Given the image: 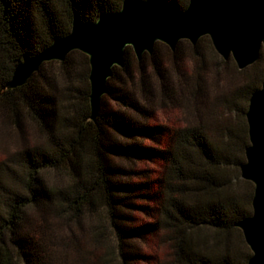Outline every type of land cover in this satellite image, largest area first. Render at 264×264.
<instances>
[{
	"label": "trees",
	"instance_id": "16d2710c",
	"mask_svg": "<svg viewBox=\"0 0 264 264\" xmlns=\"http://www.w3.org/2000/svg\"><path fill=\"white\" fill-rule=\"evenodd\" d=\"M162 1L177 11L189 5L188 0ZM123 2L0 0V109L16 117L25 111L46 139L45 145L23 151L18 169H0V264H70L72 256L82 264H135L144 256L133 243L150 236L165 238L169 264H248L252 251L240 261L229 238L235 233L244 241L237 224L252 216L253 193L243 197L236 192L228 168L238 140L245 151L250 146L249 126L240 135L223 131L214 140L200 123L169 127L150 122L148 105L158 85L164 97L179 104L172 71L183 87L180 47L187 40L174 51L159 42L141 61L127 47L125 65L113 69L96 121L91 120L89 57L80 51L64 62L45 63L23 87H7L25 57L70 34L75 15L95 23L103 14L120 11ZM262 60L264 51L256 63ZM53 65L58 72L47 75ZM248 86L242 97L249 102L262 85ZM120 160L157 162L162 171L154 183H130L134 171ZM49 171H65L68 181L49 183ZM139 200L154 203V209ZM138 211L152 221L138 223ZM96 217L112 232L117 258L114 251L100 252L102 227L94 223ZM86 221H91L92 249L73 230ZM65 227L70 234L63 237L59 232Z\"/></svg>",
	"mask_w": 264,
	"mask_h": 264
},
{
	"label": "water",
	"instance_id": "95a60500",
	"mask_svg": "<svg viewBox=\"0 0 264 264\" xmlns=\"http://www.w3.org/2000/svg\"><path fill=\"white\" fill-rule=\"evenodd\" d=\"M206 36L217 53L225 60L233 58L240 70L254 65L264 51V0H189L184 11L162 0H124L120 11L103 14L95 23L75 15L70 34L25 57L7 87H23L45 63L64 62L80 51L89 57L91 120L96 121L113 69L125 65L127 47L141 61L159 42L174 51L183 40L197 45ZM246 116L250 146L241 171L255 190L253 214L237 227L252 251L248 264H264V81L253 93Z\"/></svg>",
	"mask_w": 264,
	"mask_h": 264
},
{
	"label": "rangeland",
	"instance_id": "374dc122",
	"mask_svg": "<svg viewBox=\"0 0 264 264\" xmlns=\"http://www.w3.org/2000/svg\"><path fill=\"white\" fill-rule=\"evenodd\" d=\"M192 46L194 45L187 40L180 47L183 56L181 69L184 75L182 80L186 82L183 87L180 85L178 75L175 71H172V77L179 88L176 90V98L179 104H174L168 97H164V94L160 93L161 90L157 84L153 103L148 105L153 111L151 124L187 127L200 123L203 124L207 134L214 140L219 139L223 131L224 133L225 131H231L237 135L242 134L243 129L246 126L248 128L247 119L244 118V110L248 109L250 104V100L249 102L245 100L242 93L244 89L249 88L248 85L254 83L258 86L262 85L264 60L246 70H240L233 58L225 60L217 53L210 37L202 38L198 42L197 52L193 51ZM161 50L163 53L166 52L165 45L161 47ZM200 58H204L203 66ZM79 60L78 68L84 70V60L78 58ZM150 62L148 60L149 65H151ZM58 70V65H53L47 67L45 72L47 75H53ZM114 107L117 106L114 104ZM18 115V117L11 116L9 112L0 109V169H18L21 155L25 149H32L46 143V139L41 134L36 122L25 111ZM243 145L238 140L235 147H233L228 169L236 192L243 197H248L251 193L254 196L255 185L243 179L241 166L240 168L236 166L240 161L246 163V151L243 149ZM117 162H120L129 172L134 171V174L129 177L128 182L130 183L152 181L154 183L162 171V166L157 162L132 163L123 160ZM46 178L51 184H61L68 181L65 171H49ZM138 204L153 209L155 207L154 203L144 200H139ZM134 217L140 224L152 221V218L144 211L136 212ZM93 221L96 225L102 227L100 230L102 235L100 237L102 242L99 248L100 252L114 251V256L117 258L118 246L112 232L105 225L104 219L96 217ZM89 222L84 223V228L78 229L74 226L73 230L77 238L83 241L87 248L92 249L95 245ZM59 233L65 237L70 234V231L65 227ZM242 235L244 237L243 232ZM229 239L233 252H237L240 261H243L246 255L251 252L245 238L243 241L240 235L234 233ZM133 245L135 251L144 256V258L136 260L135 264H169L170 262V247L163 236H150L139 239ZM70 264L82 263L75 256H72Z\"/></svg>",
	"mask_w": 264,
	"mask_h": 264
}]
</instances>
